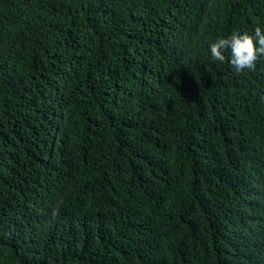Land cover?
<instances>
[{"label": "trees", "instance_id": "1", "mask_svg": "<svg viewBox=\"0 0 264 264\" xmlns=\"http://www.w3.org/2000/svg\"><path fill=\"white\" fill-rule=\"evenodd\" d=\"M264 0H0V264H264Z\"/></svg>", "mask_w": 264, "mask_h": 264}, {"label": "clouds", "instance_id": "2", "mask_svg": "<svg viewBox=\"0 0 264 264\" xmlns=\"http://www.w3.org/2000/svg\"><path fill=\"white\" fill-rule=\"evenodd\" d=\"M209 50L214 61L229 62L237 73L254 70L257 61L264 57V29L257 27L252 33L232 32L217 38Z\"/></svg>", "mask_w": 264, "mask_h": 264}]
</instances>
